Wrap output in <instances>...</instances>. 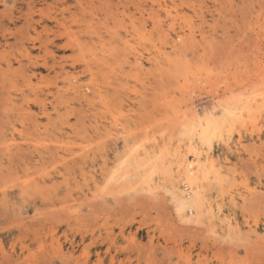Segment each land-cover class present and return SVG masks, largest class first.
<instances>
[{"label":"rangeland","instance_id":"rangeland-1","mask_svg":"<svg viewBox=\"0 0 264 264\" xmlns=\"http://www.w3.org/2000/svg\"><path fill=\"white\" fill-rule=\"evenodd\" d=\"M112 1L84 0L80 7L67 1L103 37L91 31L95 51L103 49L98 56L110 62L93 64L102 70L93 79L108 84L98 81L103 96L96 94L90 106L65 91L66 76L78 70L70 66L78 53L51 44L52 34L43 31H30L24 44H47L63 57L65 69L57 64L55 71L28 70L37 74L31 81L42 89L37 93L45 97L46 114L39 103H26L20 89L29 99L33 95L15 72L19 44L0 24V264H264V0ZM4 5L15 16L25 8L22 0H0V12ZM125 5L135 24L142 23V37L129 28L130 18L124 19L129 34L115 25V7ZM41 7L51 11L48 4ZM20 22L3 19L13 32ZM112 25L133 47L139 45L141 81L134 80L131 66L135 51L112 36ZM73 28L89 40L90 33ZM109 49H117L113 57L106 55ZM7 60L13 62L8 71ZM56 87L64 90L58 97L51 95ZM116 87L114 101L108 93ZM248 97L255 102L250 112L223 111ZM193 100L198 114L191 110ZM221 119V135L215 132L211 157L204 160L208 168L198 173L196 207L180 209L175 189L184 176L177 160L186 154L194 170L200 167L194 156L204 157L195 140L199 127Z\"/></svg>","mask_w":264,"mask_h":264},{"label":"bare ground","instance_id":"bare-ground-1","mask_svg":"<svg viewBox=\"0 0 264 264\" xmlns=\"http://www.w3.org/2000/svg\"><path fill=\"white\" fill-rule=\"evenodd\" d=\"M3 1V0H2ZM15 3L17 2V0H13ZM48 0H22V3L24 4V7L25 8H17V9H19L18 10V12H19V14H20V16H15L14 15V12L12 11V8L10 9V8H7L5 5V7L6 8H4V9H2L1 10V12H0V14H1V16H0V18L1 17H3V19L4 18H7V20H8V23H13L17 18H19V19H21V22L20 23H22V25L20 26V27H17L15 30V32H13L14 30L9 26V25H7V24H5V23H3V19H1L0 20V24H1V26L3 27L2 28V30L5 32V33H7V34H10V36L14 39V44H19V47H17V48H19V51H18V56H16V55H14V61L15 62H17V64H18V67H16V69H15V72H18V75H19V77H20V83L21 84H24V85H29V90H30V92H32V95H33V98H30L29 99V95H27V93L26 94H24V90L22 91V89H20V88H18V91H20L21 93H22V95H25V100H26V103L27 102H30L31 101V103H39L40 105H41V111H42V113L43 114H46V106H45V97H40V95L37 93V92H40V91H42V89H40V88H38L37 86H35V85H33L32 84V81H31V79H32V77H35L37 74L36 73H32V74H28V73H30V72H28V70L30 71L31 70V68H34V69H36V68H43V69H45V70H47V71H50V70H56V68H55V66L58 64H60V69L61 70H64L65 68V66L62 64V58L63 57H59V58H57L56 56H55V54H54V51L52 50V49H48V45L47 44H45V43H43V42H38V43H36V42H34V40H32V41H30V45H28V46H26L25 44H24V39L28 36V34H29V32L30 31H34V32H38V31H43V32H45L46 34H52V36H53V38L50 40V43L51 44H54L55 46H59V47H61V48H63V49H66V50H70V51H72V52H77L78 53V55H79V57L78 58H76V59H73V63H71V67H73V68H78V70L75 72V73H73L72 75H70V76H66V80H67V85H65V91H67V92H72L73 94H74V96L75 97H78L79 99H83L85 102H86V104L88 105V106H90V104L91 105H94V100H95V98H96V94H99V96L101 97V95H100V86H99V84H98V81L100 82V80L99 79H97V80H95V78L93 79V77H94V75L96 74V73H98V72H100V67H96V69H94V67H93V64L95 65V64H97L98 63V61L100 60V61H102L103 62V66H104V63L106 62V60H105V57L106 56H104V58L101 56V57H99L98 55V53L101 51V50H103V49H100L99 51H95L96 50V47L94 46L95 44H97V41L96 40H93L91 37H92V33H91V31H93V30H90V25H89V21H86L87 19L84 17V16H78V12L76 13V12H73V11H70V5H68L67 4V1L68 0H51V2H47ZM73 1H75L74 3L77 5V6H79L80 7V5L79 4H81L82 3V1H84V0H73ZM89 2L90 1H92V0H88ZM119 1V0H118ZM123 0H121L120 2H122ZM128 1V0H127ZM137 2H138V0H136ZM81 2V3H80ZM86 3H87V1H85ZM88 2V3H89ZM102 2V1H101ZM101 2H98V4L100 3L101 4ZM112 2H116V1H112L111 0V2H109V3H112ZM119 2V3H120ZM129 2V1H128ZM137 2H135V3H137ZM142 2V1H141ZM140 2V0H139V3H141ZM44 3L47 5L48 4V6L50 5L51 6V11H48V12H44V10H43V8L41 7L42 5H44ZM91 3V2H90ZM92 3H94V2H92ZM91 3V4H92ZM103 3H104V1H103ZM106 3V2H105ZM108 3V2H107ZM107 3L105 4V5H107ZM108 3V4H109ZM126 5H127V2H126V0H125V2H124ZM131 3V2H130ZM129 3V4H130ZM135 3H133V4H135ZM138 3V4H139ZM121 4H123V3H121ZM121 4H120V6H121ZM115 5V3H113V6ZM122 6L123 7V9L121 10V11H119V9L117 8L118 7V4L116 5L117 7H115L116 8V10H115V8H113L115 11H117L118 13H119V15H121V18H120V16L117 14V16L116 17H114V15H111V16H113L112 18L116 21V24L115 25H118V27H119V29H122L126 34H129V32H131V31H129V29L126 27V23H125V21L126 20H124V19H129L130 18V20H131V27H129V28H132L133 29V32L135 33V35L137 36V38L138 37H142V35H140V33L142 32V30H141V28L139 27L140 25H142V21L141 22H138L137 24H140V25H136L135 24V20L133 21V19L134 18H131L132 17V12H133V10H132V12H127L128 10H127V6ZM61 6V7H60ZM81 6H82V4H81ZM108 6V5H107ZM76 7V6H75ZM105 7V6H104ZM125 7H127V8H125ZM135 7H136V9L134 8V6H133V8L135 9V10H137V12H139L138 14L139 15H141L142 14V10L140 9V6H138V5H135ZM141 7H142V5H141ZM54 10H53V9ZM84 8V7H83ZM96 8V7H95ZM107 8H109L110 9V7H107ZM112 8V7H111ZM131 8V7H130ZM144 8V7H143ZM151 8V7H150ZM79 9V8H78ZM121 9V8H120ZM8 10V12L6 13V11ZM47 10H48V8H47ZM105 10V9H104ZM113 10V11H114ZM90 11V10H89ZM107 12H108V10H106ZM106 11H104L106 14H107V12ZM112 11V12H113ZM145 11V10H144ZM69 13V15L68 16H66L65 15V13ZM81 12V11H80ZM110 12H111V10L109 11V14H110ZM116 12V13H117ZM136 12V11H135ZM152 12H154V10L152 11ZM129 13V14H128ZM155 13V12H154ZM157 13V12H156ZM113 14H115L114 12H113ZM137 14V15H138ZM152 15L153 16V13H149V15ZM150 15V17H152ZM155 15V14H154ZM108 16V15H107ZM146 16V15H145ZM156 16V15H155ZM154 16V17H155ZM98 17V16H97ZM133 17H134V15H133ZM136 17V16H135ZM141 17V19H142V16H140ZM16 18V19H15ZM91 18V17H90ZM110 18V17H109ZM138 18V17H137ZM110 20V19H109ZM137 20V19H136ZM114 21V22H115ZM153 21H155V20H153ZM89 22V23H88ZM104 23L106 24V22L104 21ZM154 23V22H153ZM104 25V24H103ZM146 25V24H145ZM105 26V25H104ZM113 26V25H112ZM73 27H75V28H79V27H81V30L79 31L80 32V34H82L81 32H83L84 34H88V33H90V38H89V40L88 41H86L84 38H83V36H80V35H78V31H75L74 30V28ZM106 28V32H108L109 30H110V32L109 33H111V31H113V29L111 30V28L110 29H108L107 28V26H105ZM111 27V26H110ZM113 28H114V26H113ZM115 28H116V26H115ZM115 28H114V31L116 32H114V35L112 34V36H115L116 34H117V37L116 38H118L117 40H120V42L123 44L122 46H127L128 48H129V50L128 51H132V52H134L135 51V57H134V59H133V61H134V66L133 65H131L133 68H134V78H136V79H134L135 81L137 80V81H139V77H138V75H139V72H140V70H141V68H142V63H141V55H140V52H139V49H138V47H139V45H138V47L137 46H135V47H133V45H132V43H130L131 41H129V39H126L124 36H120V32L118 31V28H116L117 30H115ZM104 29V30H105ZM108 30V31H107ZM140 30H141V32H140ZM132 32V33H133ZM93 35H96L97 36V34H96V32H94L93 31ZM97 33H98V31H97ZM113 33V32H112ZM124 33V34H125ZM1 34V33H0ZM125 34V35H126ZM30 35V34H29ZM100 35V34H99ZM108 36L110 37V35L108 34ZM2 37H3V39H4V43L5 44H7L8 43V38L7 37H5V35L3 34L2 35ZM82 37V38H81ZM98 38H99V36H97ZM105 37V36H104ZM94 38V37H93ZM113 38V37H112ZM131 38H133V36L131 37ZM59 39H64V41L63 42H60V43H57V42H55L56 40H59ZM97 39V38H96ZM100 40H102L103 39V37H102V39L101 38H99ZM108 39H111V37L110 38H106V42H107V40ZM114 39V38H113ZM99 40V41H100ZM116 40V41H117ZM133 40V39H132ZM26 41H27V39H26ZM96 43H95V42ZM109 42H110V40H108ZM90 42H93L92 44L93 45H90ZM101 42V41H100ZM102 42H104V40L102 41ZM114 42V41H113ZM133 42V41H132ZM136 42L138 43V41L136 40ZM139 42H140V39H139ZM144 42V41H143ZM105 43V42H104ZM117 44H119L118 42H117ZM111 45H113V44H111ZM110 43H109V45H108V47L110 48ZM115 45V44H114ZM11 46V45H10ZM102 46H104V45H102V43H101V48H103ZM122 46L120 47V46H118L117 45V47H118V49L120 50V48H122ZM141 46V45H140ZM97 47H98V45H97ZM99 47H100V45H99ZM106 47H107V45H106ZM120 47V48H119ZM114 48V47H113ZM116 48V47H115ZM127 48V49H128ZM142 48V47H141ZM34 49H37L38 50V54L37 55H33V54H31V50H34ZM130 49H133V50H130ZM112 51H110V49H109V54H106V55H108V56H112L113 55V51H115V50H117V49H111ZM122 50V49H121ZM41 51H43V52H45L46 54H49L50 55V58H51V61L49 62V60L47 59V58H45V57H42L40 54H39V52H41ZM106 53V52H105ZM128 53V52H127ZM101 54H103V53H101ZM124 55H125V52H124ZM74 56H76V55H74ZM129 56V55H128ZM113 57V56H112ZM117 57V56H116ZM116 57H114V59L116 58ZM122 57H124V56H122ZM121 57V58H122ZM152 57V56H151ZM66 58V57H65ZM64 58V59H65ZM107 58V57H106ZM119 58V56L117 57V59ZM125 58V57H124ZM148 58V57H147ZM102 59V60H101ZM112 59V58H111ZM114 59H113V61H114ZM116 59V60H117ZM24 60H26V63H25V61ZM104 60H105V62H104ZM108 60V59H107ZM126 60H127V58H126ZM111 62H112V60H110ZM115 63H117V62H115ZM102 64V63H101ZM106 64V66L107 65H109L110 64V62H106L105 63ZM112 64V63H111ZM120 64V63H119ZM113 66H118V65H114V63H113ZM112 66V67H113ZM6 69H7V71L9 70V69H11V68H13V62L11 61V60H7L6 61ZM109 68L111 67V66H108ZM131 67V68H132ZM30 68V69H29ZM132 68V69H133ZM104 70V69H103ZM4 71H5V68H4ZM102 71V70H101ZM0 72H3V69H2V67L0 66ZM12 72V71H11ZM65 72V71H64ZM108 72V71H107ZM111 72V71H110ZM110 72H108L107 73V77H108V75H109V73ZM115 72V71H114ZM123 72V71H122ZM4 73H6V72H4ZM66 74H68V72H65ZM100 73H102V72H100ZM118 73V72H117ZM16 74V73H15ZM89 75L88 76V81L87 82H82L81 81V76H86V75ZM17 75V74H16ZM123 75V74H122ZM256 75H258V74H256ZM110 76V75H109ZM124 76V75H123ZM140 76V75H139ZM95 77H96V75H95ZM111 77H113V76H111ZM120 77H122V76H120ZM141 77V76H140ZM106 78V77H105ZM123 78V77H122ZM139 78V79H138ZM204 78V77H203ZM211 78V77H210ZM116 79V78H115ZM17 80H19V79H16V80H13V83H12V81H11V85L13 84L14 85V87H16L15 85H18V81ZM55 80V79H54ZM83 80V79H82ZM109 80V79H108ZM108 80H105V81H108ZM121 80V79H120ZM104 81V80H103ZM102 81V82H103ZM127 81V80H126ZM140 81H141V79H140ZM112 82V81H111ZM19 83V84H20ZM101 83V82H100ZM106 83V82H105ZM104 83V84H105ZM125 83V82H124ZM168 83V82H167ZM243 83V82H242ZM103 83H101V85H102ZM103 84V85H104ZM107 84H108V82L106 83V86H107ZM121 84V83H120ZM244 84V83H243ZM122 85V84H121ZM109 86H111V83H109ZM114 86V85H113ZM117 86V85H116ZM125 86H129V85H125ZM10 87V86H9ZM8 87V88H9ZM115 87V86H114ZM120 87V86H119ZM124 87V86H123ZM6 89V87H3V89ZM109 88V87H108ZM10 89V88H9ZM20 89V90H19ZM56 89V94L54 93H52L51 92V95L52 96H56V97H58V96H60L63 92H64V90H60L58 87H56L55 88ZM115 88H113V90H114ZM121 89H122V86H121ZM225 89V88H224ZM8 90V89H7ZM7 90H6V94H7ZM124 90V89H123ZM122 90V91H123ZM132 90H135V89H132ZM9 91V90H8ZM17 91V92H18ZM47 91H49V89L47 90ZM116 91V92H115ZM129 91V90H128ZM241 91V90H240ZM91 94H90V93ZM106 92H107V89H106V91H105V94H106ZM110 92H112V91H110ZM5 93V92H4ZM115 95V96H113V94ZM112 93H108L109 94V96L110 97H113V98H111V99H114V97L116 98V95H118L119 93H118V91H117V87H116V90H114ZM116 93H118V94H116ZM125 93H126V90H125ZM134 93V92H133ZM139 93H141V92H139ZM138 93V94H139ZM3 94V93H2ZM1 94V95H2ZM10 94V91L8 92V96H10L9 95ZM42 95H45V94H42ZM107 95V94H106ZM123 95V94H122ZM125 95H127V94H125ZM71 96V95H70ZM69 96V97H70ZM103 96V95H102ZM108 96V95H107ZM62 97V96H61ZM118 97V96H117ZM120 97V96H119ZM28 98V99H27ZM75 99V98H74ZM98 99H100V98H98ZM97 99V100H98ZM102 100V99H101ZM104 100H106V99H104ZM110 100V99H109ZM121 100V99H120ZM76 101V100H75ZM79 101V100H78ZM84 101H82V102H84ZM100 101V100H99ZM114 101H115V99H114ZM117 101V100H116ZM255 101V100H254ZM120 102V101H119ZM137 102V101H136ZM99 103V102H98ZM108 103V102H107ZM116 103V102H115ZM255 103V102H254ZM254 103H253V98H250V97H248L247 99H246V102L243 104V105H241V106H234V107H226V108H224V110L223 111H225L227 114H231V115H235L236 114V111H238L239 113H242L243 111H249L250 112V110H251V108L254 106ZM84 104V103H83ZM102 104V103H101ZM117 104V103H116ZM119 104V103H118ZM121 104V103H120ZM195 101L193 100V101H191V110L195 113V114H198V112H197V110L195 109ZM106 105V104H105ZM180 105V104H179ZM116 106H118V105H116ZM174 106V105H173ZM190 106V105H189ZM189 106H188V108H189ZM25 107V106H24ZM30 107V106H29ZM82 107H83V105H82ZM107 107V106H106ZM105 107V108H106ZM184 107V106H183ZM27 108H28V106H27ZM40 108V107H39ZM12 109V108H11ZM20 109V108H19ZM23 109V108H22ZM86 109V108H85ZM8 110V109H7ZM10 110V109H9ZM25 110H26V108H25ZM25 110H23V112H25ZM28 111H29V109H27ZM98 110V109H97ZM100 110V109H99ZM252 110H254V108L252 109ZM28 111H26L28 114L30 113V112H28ZM114 111V110H113ZM3 112V111H2ZM20 112H22V111H20ZM89 112H90V109H89ZM101 112V111H100ZM8 113V112H7ZM19 113V112H18ZM82 113V112H81ZM86 113V112H85ZM84 113V114H85ZM88 113V112H87ZM93 113V112H92ZM111 113V112H110ZM251 113H253V112H251ZM19 114H21V113H19ZM25 114V113H24ZM28 114H26V115H28ZM109 114V113H108ZM119 114V113H118ZM178 114V113H177ZM30 115H34V113L33 114H30ZM79 115V114H78ZM102 115H104L103 114V112H102ZM112 115V114H111ZM110 115V116H111ZM122 115H124V114H122ZM8 116V115H7ZM18 116V115H17ZM22 116H23V114H22ZM29 116V115H28ZM82 116V115H81ZM112 119V118H111ZM222 121L220 122L219 120H217V121H219L218 123L219 124H215V125H212L213 123H211V124H209V123H205V124H201L200 125V127H199V130H198V132H197V135H196V139L195 140H198V142L200 143V148H201V150L203 151V154H204V157L203 156H201L202 155V152H195V158L200 162L201 160V164H200V167H198V168H196L195 170H194V167L193 166H195V165H193V163H191V161H190V159H189V157L188 156H186V154H183V155H181L180 157H179V161L177 160V162H178V167H179V170H182V172H183V176H184V178L181 180L182 181V184H181V186H177V188L176 187H174V188H176L175 189V192H176V194H175V196L177 197V203H178V206H179V208L180 209H186V207L187 208H189V207H196V204H197V202L196 201H198V198H199V194H200V191L198 190V186H199V184H198V181H197V179L199 178L198 177V173H199V170H202V172L204 171V170H206L207 168H208V164L206 163V162H204V160L206 161V160H208L210 157H211V153H210V146H211V144H210V142H211V138L214 136V134H216L215 132H218L219 131V135H221V130H222V127H223V124L225 123V120L224 119H221ZM49 121V120H48ZM115 121H117V120H115ZM242 121V120H241ZM216 122V121H215ZM114 123V122H113ZM36 124H37V122H36ZM97 126V125H96ZM55 127V126H54ZM176 128V127H175ZM32 129V128H31ZM173 129V128H172ZM37 133V132H36ZM88 135V134H87ZM191 136V135H190ZM4 137V136H3ZM31 137V136H30ZM0 139H1V137H0ZM37 141V140H36ZM104 141V140H103ZM167 142V141H166ZM3 144V143H2ZM7 144V143H6ZM166 145V144H165ZM193 145V144H192ZM195 145V144H194ZM2 146V145H1ZM4 146V145H3ZM79 147V146H78ZM137 147V146H136ZM212 147V146H211ZM134 149H136L137 150V148H134ZM162 152V151H161ZM136 153V152H135ZM145 153V152H144ZM71 154V153H70ZM51 155V154H50ZM129 156V155H128ZM213 157V156H212ZM11 159V158H10ZM192 159V158H191ZM125 160V159H124ZM131 160V159H130ZM213 159H211L210 160V162H213L212 161ZM122 162V161H121ZM128 163V162H127ZM213 163H216V162H213ZM144 164V163H143ZM151 167V166H150ZM50 168V167H49ZM27 169V168H26ZM114 170H116V169H114ZM128 170V169H127ZM130 170H131V168H130ZM11 171V170H10ZM108 171V170H107ZM44 172V171H43ZM116 172V171H115ZM114 171H113V173H115ZM147 172V171H146ZM179 172V171H178ZM181 172V171H180ZM1 173V172H0ZM143 173V172H142ZM204 173V172H203ZM7 174H9V173H7ZM112 174V173H111ZM1 175V174H0ZM92 175V174H91ZM110 175V174H109ZM204 175V174H203ZM108 176V175H107ZM125 176V175H124ZM32 177V176H31ZM111 177V176H110ZM26 178V177H25ZM108 178V177H107ZM125 177H123V179H124ZM7 179V178H6ZM9 179V178H8ZM27 179V178H26ZM29 180H30V178H29ZM111 180H112V178H111ZM110 181V180H109ZM33 182V181H32ZM36 182V181H35ZM22 183V182H21ZM26 183V182H25ZM27 183H30V182H27ZM34 183V182H33ZM39 183V182H38ZM37 183V184H38ZM179 183V182H178ZM18 184V183H17ZM23 184V183H22ZM204 184V183H203ZM226 185V184H225ZM231 185V184H230ZM103 186V185H102ZM23 187V186H22ZM34 187V186H33ZM189 187H190V189H191V191H189L190 189H189ZM195 187H197V189L195 188ZM31 188V187H30ZM173 188V189H174ZM28 190V189H27ZM107 190V189H106ZM166 190V189H165ZM185 190H188V191H185ZM41 191V190H40ZM174 191V190H173ZM171 192V191H170ZM174 193V192H173ZM95 195H97V194H95ZM260 195V194H259ZM26 196H28V195H26ZM174 196V197H175ZM118 198V197H117ZM262 198V197H261ZM252 199V198H251ZM88 201V200H87ZM253 201V200H252ZM91 202V201H90ZM260 202V201H259ZM117 203V202H116ZM196 203V204H195ZM191 209V208H190ZM64 210V209H63ZM57 211V210H56ZM44 212V211H43ZM55 212V211H54ZM49 214V213H48ZM15 215V214H14ZM87 215V214H86ZM65 216V215H64ZM19 218V217H18ZM64 218V217H63ZM66 219V218H65ZM54 220V219H53ZM258 237V236H257ZM258 238H260V237H258ZM218 240V239H217ZM259 243H261V241L259 242ZM58 247V246H57ZM43 256V255H42Z\"/></svg>","mask_w":264,"mask_h":264}]
</instances>
